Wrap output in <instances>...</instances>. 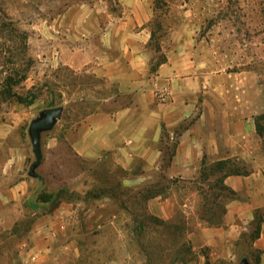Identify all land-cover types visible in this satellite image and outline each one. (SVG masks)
Masks as SVG:
<instances>
[{
    "label": "crops",
    "instance_id": "obj_1",
    "mask_svg": "<svg viewBox=\"0 0 264 264\" xmlns=\"http://www.w3.org/2000/svg\"><path fill=\"white\" fill-rule=\"evenodd\" d=\"M24 4L29 58L43 73L74 72L76 98L95 108L73 137L41 134L42 162L33 173L26 105L11 106L0 120V264H45L57 232L67 235L75 223L71 254L81 257L79 239H110L111 228L114 238H127L129 224L143 233L146 217L167 243L152 253L159 264H264V94L255 77L196 66L192 49L206 39L195 26L156 25L158 0ZM163 88L166 103L156 97ZM63 149L82 165L70 188L76 202L58 197L70 191L65 185L50 188L68 181ZM43 191L35 205L33 195ZM32 206L39 213L17 240ZM177 239L184 241L179 259L170 246ZM118 254L106 264H147L152 255L123 245Z\"/></svg>",
    "mask_w": 264,
    "mask_h": 264
},
{
    "label": "rangeland",
    "instance_id": "obj_2",
    "mask_svg": "<svg viewBox=\"0 0 264 264\" xmlns=\"http://www.w3.org/2000/svg\"><path fill=\"white\" fill-rule=\"evenodd\" d=\"M24 5V0H0V120L5 119L7 109L11 106H23L8 95L9 91H16L24 96L30 91L35 98L34 103L31 106H21V111L26 109L22 130L27 139L31 141V122L38 119L46 109L54 107L63 109L62 117L51 131L42 134L60 139L73 137L76 124L89 112V108L93 109L95 106L86 105L76 98L74 72L61 68L43 73L40 66L29 58L27 35L20 29V25L26 20ZM158 7L160 14L156 25L163 27L187 24L200 29L197 36L206 39V42L200 46L199 41L192 49V53L198 58L196 66L241 76L250 74L255 77L258 89L264 94V0H158ZM26 78H29L27 82ZM72 157L68 151H61L59 165L68 181L65 184L55 181V184H50V188L56 191L58 187L63 185V188L65 185L70 191L61 192L59 198L76 202V190L71 192V189L76 187V167L82 165ZM35 160L34 154L28 158L27 169ZM38 193L32 197L35 205L46 199L45 191ZM30 208L28 218L17 225L13 233L17 240H22L27 235L39 213L38 207ZM145 220L146 230L143 233H139V225H127V238H114L115 231L111 228L108 232L112 234L110 239H79L77 243L86 248L81 257L71 254L76 250L75 223L70 226L71 231L67 235L57 232L58 237L51 243L54 250L52 258L45 264H106L111 260H120L118 250L122 245L132 249L138 247L146 253H158L167 243L154 235L158 223L153 222L150 217ZM5 240V245L9 247L13 237ZM183 242L177 239L170 243V246H174L173 249H177L175 252L178 253V259L184 250ZM88 245L94 247L90 252ZM145 258L147 264H159L161 261L158 254L146 255ZM15 264L23 263L17 258Z\"/></svg>",
    "mask_w": 264,
    "mask_h": 264
},
{
    "label": "water",
    "instance_id": "obj_3",
    "mask_svg": "<svg viewBox=\"0 0 264 264\" xmlns=\"http://www.w3.org/2000/svg\"><path fill=\"white\" fill-rule=\"evenodd\" d=\"M62 112L63 109L61 107L49 108L46 109L38 119L31 122L29 127V135L36 158L35 162L30 168L31 173H33L34 169L42 162L41 134L53 129L57 120L62 117ZM239 264H248V262L243 260Z\"/></svg>",
    "mask_w": 264,
    "mask_h": 264
},
{
    "label": "trees",
    "instance_id": "obj_4",
    "mask_svg": "<svg viewBox=\"0 0 264 264\" xmlns=\"http://www.w3.org/2000/svg\"><path fill=\"white\" fill-rule=\"evenodd\" d=\"M25 78V77H24ZM8 95L14 99L15 101L23 104V105H26V106H31L34 101H35V98H33V96L31 95L30 91L29 93L27 94V96H24L16 91L12 92V91H9L8 92ZM58 197H59V194H58Z\"/></svg>",
    "mask_w": 264,
    "mask_h": 264
},
{
    "label": "built area",
    "instance_id": "obj_5",
    "mask_svg": "<svg viewBox=\"0 0 264 264\" xmlns=\"http://www.w3.org/2000/svg\"><path fill=\"white\" fill-rule=\"evenodd\" d=\"M169 91L167 88H163L157 92L156 97L160 103H166L168 100Z\"/></svg>",
    "mask_w": 264,
    "mask_h": 264
}]
</instances>
